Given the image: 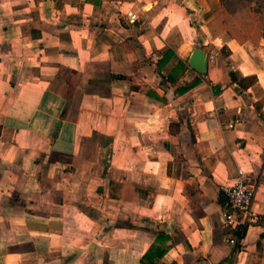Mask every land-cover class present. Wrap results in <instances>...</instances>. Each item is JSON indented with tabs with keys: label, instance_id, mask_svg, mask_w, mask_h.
<instances>
[{
	"label": "crops",
	"instance_id": "0c3cea01",
	"mask_svg": "<svg viewBox=\"0 0 264 264\" xmlns=\"http://www.w3.org/2000/svg\"><path fill=\"white\" fill-rule=\"evenodd\" d=\"M243 7L0 0V264H264V20ZM240 171L259 219L233 228Z\"/></svg>",
	"mask_w": 264,
	"mask_h": 264
},
{
	"label": "built area",
	"instance_id": "2783aa9c",
	"mask_svg": "<svg viewBox=\"0 0 264 264\" xmlns=\"http://www.w3.org/2000/svg\"><path fill=\"white\" fill-rule=\"evenodd\" d=\"M159 58V56H156ZM257 191V181L240 171L235 183L225 188L227 199L223 204V217L227 224L237 228L242 224L258 222V216L253 210V202ZM237 243L236 237L230 239ZM232 257L223 259L218 264H231Z\"/></svg>",
	"mask_w": 264,
	"mask_h": 264
},
{
	"label": "water",
	"instance_id": "95a60500",
	"mask_svg": "<svg viewBox=\"0 0 264 264\" xmlns=\"http://www.w3.org/2000/svg\"><path fill=\"white\" fill-rule=\"evenodd\" d=\"M191 66L199 72H207L209 57L207 53L202 49H196L190 58Z\"/></svg>",
	"mask_w": 264,
	"mask_h": 264
},
{
	"label": "rangeland",
	"instance_id": "374dc122",
	"mask_svg": "<svg viewBox=\"0 0 264 264\" xmlns=\"http://www.w3.org/2000/svg\"><path fill=\"white\" fill-rule=\"evenodd\" d=\"M241 2L243 3L244 11H248L251 8H255L256 16L259 18L260 22H263L264 0H241Z\"/></svg>",
	"mask_w": 264,
	"mask_h": 264
},
{
	"label": "trees",
	"instance_id": "16d2710c",
	"mask_svg": "<svg viewBox=\"0 0 264 264\" xmlns=\"http://www.w3.org/2000/svg\"><path fill=\"white\" fill-rule=\"evenodd\" d=\"M255 14H256V12H255ZM243 80L246 81V83L251 84V83H254L256 81V76L246 77V78H243L242 81Z\"/></svg>",
	"mask_w": 264,
	"mask_h": 264
}]
</instances>
